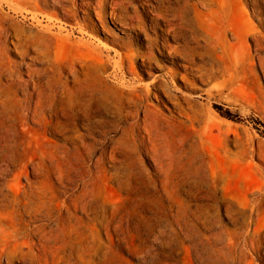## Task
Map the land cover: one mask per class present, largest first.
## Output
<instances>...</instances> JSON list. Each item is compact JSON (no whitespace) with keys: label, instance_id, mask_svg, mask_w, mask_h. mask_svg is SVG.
Returning <instances> with one entry per match:
<instances>
[{"label":"rangeland","instance_id":"rangeland-1","mask_svg":"<svg viewBox=\"0 0 264 264\" xmlns=\"http://www.w3.org/2000/svg\"><path fill=\"white\" fill-rule=\"evenodd\" d=\"M0 264H264V0H0Z\"/></svg>","mask_w":264,"mask_h":264},{"label":"bare ground","instance_id":"bare-ground-1","mask_svg":"<svg viewBox=\"0 0 264 264\" xmlns=\"http://www.w3.org/2000/svg\"><path fill=\"white\" fill-rule=\"evenodd\" d=\"M175 1V0H174ZM106 7V6H105ZM164 10V9H163ZM116 12V11H115ZM117 13V12H116ZM110 14V13H109ZM111 17H114L113 15L111 16ZM179 18V17H178ZM133 62V61H132ZM148 68V67H147ZM155 68V67H154ZM165 78L167 77V76H164ZM169 78V77H168ZM197 80H199V78L198 77H195ZM160 93V92H159Z\"/></svg>","mask_w":264,"mask_h":264}]
</instances>
